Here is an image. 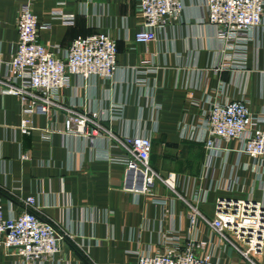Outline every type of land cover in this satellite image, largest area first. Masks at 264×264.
Returning <instances> with one entry per match:
<instances>
[{
  "label": "crops",
  "instance_id": "0c3cea01",
  "mask_svg": "<svg viewBox=\"0 0 264 264\" xmlns=\"http://www.w3.org/2000/svg\"><path fill=\"white\" fill-rule=\"evenodd\" d=\"M17 1L0 0V73L16 39ZM181 2L178 19L143 44L134 40L142 24L138 0H32V12L49 24L38 30V39L56 45L58 55L74 37L98 31L117 45L113 76L72 75L60 92L64 105L93 114L109 134H62L61 111L30 115L16 97L0 94L2 215L23 210L22 200L32 197L29 210L65 235L55 255L33 264L132 262V253H153L189 238L205 241L204 251L229 264H244L232 247L219 244L204 218L215 217L220 197L264 202V161L239 154L238 140L222 141L211 160L203 140L212 101L243 99L254 113L264 108V15L256 29L223 50L207 23L206 0ZM57 11L71 15L72 24L53 18ZM21 119L33 128L27 134L18 128ZM259 127L264 130V123ZM127 135L152 141L150 165L158 177L144 192L134 191L141 174L119 160L126 154L119 140ZM169 173L176 176L177 194L161 180ZM189 204L200 212L193 225ZM254 256L264 264V240ZM0 264L23 262L2 255Z\"/></svg>",
  "mask_w": 264,
  "mask_h": 264
},
{
  "label": "built area",
  "instance_id": "2783aa9c",
  "mask_svg": "<svg viewBox=\"0 0 264 264\" xmlns=\"http://www.w3.org/2000/svg\"><path fill=\"white\" fill-rule=\"evenodd\" d=\"M32 0H19L13 13V28L16 39L8 59L3 61L4 72L0 73V94L14 96L23 113L46 115L51 109L62 112L58 130L62 134L91 138L105 130L93 114L78 111L64 105L60 92L67 87L70 76L82 79L94 76L108 79L115 73L117 45L113 37L103 31L74 37L63 55H58L56 45H48L38 39L40 29H48L31 10ZM142 24L134 34L138 43L156 39L171 20L178 19L182 11L181 0H138ZM264 15V0H206V20L214 29L215 38L223 50L232 49L236 39L245 37L256 29ZM53 18L62 24H72V16L57 11ZM226 64H222V68ZM220 68H216L219 70ZM207 112V136L203 140L206 149L216 156L220 143L240 141L239 154L256 163L264 161V108L254 113L243 99L214 100ZM21 133L31 129L25 119L19 121ZM40 135L47 139L51 133L45 129ZM126 154L119 160L126 170L143 175L136 193L144 192L154 183L158 174L150 165L152 141L148 136H125L119 140ZM20 158H26L20 154ZM109 159L117 160L114 157ZM164 184L177 194V180L172 173L161 178ZM233 187L230 188L232 191ZM23 210L2 215L0 205V257L12 255L23 264L50 259L59 251V242L65 235L50 222L39 219L29 210L32 197L22 200ZM213 219L205 221L217 233L219 244L230 246L243 259L244 264H258L256 253L264 240V202L251 198L220 197ZM200 216L195 205L189 204L187 217L193 225ZM205 241L189 238L182 243L153 253H132V262L119 264H229L223 257L204 251ZM223 258V259H221Z\"/></svg>",
  "mask_w": 264,
  "mask_h": 264
},
{
  "label": "water",
  "instance_id": "95a60500",
  "mask_svg": "<svg viewBox=\"0 0 264 264\" xmlns=\"http://www.w3.org/2000/svg\"><path fill=\"white\" fill-rule=\"evenodd\" d=\"M141 179H142V181L141 182H143V175L141 174ZM139 186H141V185H139Z\"/></svg>",
  "mask_w": 264,
  "mask_h": 264
}]
</instances>
